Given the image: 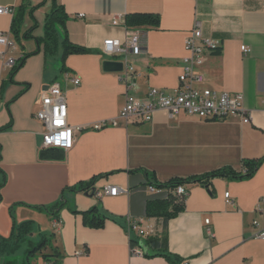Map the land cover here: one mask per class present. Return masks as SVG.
<instances>
[{
  "label": "crops",
  "instance_id": "1",
  "mask_svg": "<svg viewBox=\"0 0 264 264\" xmlns=\"http://www.w3.org/2000/svg\"><path fill=\"white\" fill-rule=\"evenodd\" d=\"M42 3L34 11L33 36L43 39L53 0H0V7H26L24 34L34 26L31 10ZM57 5L68 17L71 44L91 52L70 55L64 62L62 55L60 68L57 60L50 62L59 44L50 54L36 39L16 41L11 34L13 16L0 15V32L12 43L7 50L0 47V54L6 50L17 65L22 64L13 73L4 68L0 56V130L9 127L0 132V167L6 175L0 236L10 238L15 224L31 222L33 232L26 242L53 235L60 264H169L159 255L161 249L147 244L148 238L164 236L167 250L182 264H264V240L255 238L264 229V161L251 178L184 183L189 192L184 209L166 223L147 216L151 201L173 195L179 202L174 189L159 186L224 168L244 172V162L264 159V0H57ZM132 14L157 15L160 24L128 28L126 17ZM197 24L205 38L219 43L202 68L204 87L243 94L245 108L252 111L251 124H244L241 117L204 121L158 112L150 123L126 126L120 121L117 127L76 132L70 151L45 153L47 128L36 116L49 86L61 85L72 128L117 120L125 106L121 72H106L103 64L120 59L104 56L103 43L109 39L124 43L133 31L143 35L144 52L128 57L137 72L136 97L143 98L151 88L172 91L178 86L187 55L185 41ZM57 35L62 41L61 28ZM245 46L247 54L242 51ZM66 74L80 79L81 85L76 87ZM90 183L86 192L70 191ZM108 186L121 193L104 194ZM61 199L65 207L59 220L39 209ZM99 205L109 219L103 228H91L82 213ZM133 221L144 232L154 233L144 236L129 229ZM17 253L0 257V264L29 263ZM30 264L46 263L39 257Z\"/></svg>",
  "mask_w": 264,
  "mask_h": 264
},
{
  "label": "built area",
  "instance_id": "2",
  "mask_svg": "<svg viewBox=\"0 0 264 264\" xmlns=\"http://www.w3.org/2000/svg\"><path fill=\"white\" fill-rule=\"evenodd\" d=\"M15 11L14 6L0 7V15L14 16ZM142 36L140 32L133 31L129 33L126 42L120 43L109 39L103 43L101 49L104 56L120 59L123 64L119 81L125 89V106L117 120L72 128L68 123V105L61 85L54 83L47 88L42 97V109L36 116L47 128L43 138L44 149H60L68 152L75 145L76 132L87 129L101 131L111 126H119L120 121L126 126L134 123H150L158 112H165L171 118L186 115L204 121H225L241 117L244 124L252 123V111L245 108L243 94L218 92L204 87L206 78L202 68L207 56L219 50V43L205 38L199 24L185 41L187 55L182 59L183 73L179 77L178 86L172 91L151 88L145 97H136L137 72L128 57L139 56L144 52L141 45ZM10 46H12L10 37L0 32V47L7 50ZM6 50L2 51L0 56L3 59L4 68L11 70L17 62L14 58L7 56ZM242 51L245 54L250 52L246 46L242 48ZM66 79L76 87L81 85L80 79L70 78L69 74H66ZM103 192L114 197L121 193L118 187L111 186L105 187ZM174 192L179 202H184L189 195L182 185L178 186ZM95 195L101 197L98 192ZM226 198L230 199L229 193L226 194ZM206 223L209 224V221L207 220ZM254 224L258 226V223ZM129 229L141 231L144 236L154 233L153 230L144 232L136 221L129 223ZM255 238L264 240V229L260 230Z\"/></svg>",
  "mask_w": 264,
  "mask_h": 264
},
{
  "label": "trees",
  "instance_id": "3",
  "mask_svg": "<svg viewBox=\"0 0 264 264\" xmlns=\"http://www.w3.org/2000/svg\"><path fill=\"white\" fill-rule=\"evenodd\" d=\"M44 3L34 7L30 16L34 22V26L27 33L21 34L22 25L26 16V7L22 6L18 10L15 11L13 16V22L11 27V34L14 36L16 41H20L23 39H36L33 36V32L37 28V22L34 18V11L39 7L43 6ZM54 8L52 12L47 16L45 23V38L36 39L39 44L45 43L47 46V51L50 54H54L57 51V47L59 44L57 28H61L64 32V53H63V62L70 55H82L91 53L89 50L85 48H81L71 44L68 32L66 29V22L68 17L66 16L62 7L57 5V0H53ZM160 24V18L157 15L153 14H132L126 17V26L128 28H138L143 26L157 27ZM22 67V64L16 65L12 70L13 73L17 72ZM9 127L3 128L0 132L8 130ZM2 161V146L0 145V163ZM263 160L258 162H244V172H236L230 168H224L212 172L206 176L199 178H192L183 180H174L169 184L159 186L161 188L168 189H177L178 186L183 185L187 182H195V183H204V185H208L211 179L216 178H227L231 180H242L246 178H251L258 171L261 166ZM0 204L2 202V194L1 190L6 184V175L2 171L0 167ZM93 183V182H92ZM90 184H81L78 188L70 189L72 192L78 191H88L91 187ZM65 207L64 199H61L58 203L51 207L39 208L44 210L47 214L51 215L53 218L59 220L58 213H60ZM184 209L182 202H177L176 198L173 195H170L167 200H157L151 201L147 206V216L150 218H162L165 223L168 222L171 218L177 216ZM75 214H79V212L74 211ZM84 217V223L95 229H101L105 226L106 221L109 219V216L105 213L102 207L99 205L88 212L82 213ZM33 223L26 222L20 225L15 224L13 228L12 235L10 238H3L0 236V257H9L14 255L21 246L26 242L27 238L33 232ZM53 235L50 236V240L46 237L43 238L40 244L29 251L27 259L29 261L28 264L31 263L32 259L40 256L46 264H60L61 253L60 251L53 246L52 243ZM147 244L151 246L153 249H161L162 254L160 256L164 257L169 264H182V260L174 255H172L167 250V237L159 238V237H151L147 239Z\"/></svg>",
  "mask_w": 264,
  "mask_h": 264
},
{
  "label": "rangeland",
  "instance_id": "4",
  "mask_svg": "<svg viewBox=\"0 0 264 264\" xmlns=\"http://www.w3.org/2000/svg\"><path fill=\"white\" fill-rule=\"evenodd\" d=\"M64 35H63V37H62V41H59V50H58V52H57V54L55 55V56H52L51 58H50V62H55L56 60H57V66L60 68L61 67V65H62V63H61V58H62V55H63V48H62V43H63V41H64ZM112 59V58H111ZM115 60V59H114ZM56 66V67H57ZM59 82L62 84V86H63V80L62 79H59ZM43 238H45V236H42L41 237V240L43 239ZM46 238L48 239V240H50V234L49 233H47L46 234ZM41 240L39 241V242H37L36 240H28L27 242H25L22 246H21V248L18 250V253H17V255L19 256V258L20 259H22L23 260V258H27V256H28V253H29V251L30 250H32L33 248H35V247H37L39 244H40V242H41ZM32 245H34V246H32ZM28 250V251H27ZM28 252V253H26V255H25V252ZM40 256H38V257H36V258H39ZM36 258H34V259H36Z\"/></svg>",
  "mask_w": 264,
  "mask_h": 264
},
{
  "label": "water",
  "instance_id": "5",
  "mask_svg": "<svg viewBox=\"0 0 264 264\" xmlns=\"http://www.w3.org/2000/svg\"><path fill=\"white\" fill-rule=\"evenodd\" d=\"M103 67L106 72L120 73L123 71V64L121 62L105 61ZM45 153L55 154V153H64V151L60 149H48Z\"/></svg>",
  "mask_w": 264,
  "mask_h": 264
}]
</instances>
